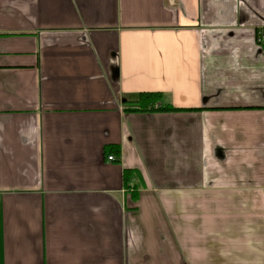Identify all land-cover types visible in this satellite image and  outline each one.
<instances>
[{
    "label": "crops",
    "instance_id": "crops-1",
    "mask_svg": "<svg viewBox=\"0 0 264 264\" xmlns=\"http://www.w3.org/2000/svg\"><path fill=\"white\" fill-rule=\"evenodd\" d=\"M0 264H264V0H0Z\"/></svg>",
    "mask_w": 264,
    "mask_h": 264
},
{
    "label": "trees",
    "instance_id": "trees-1",
    "mask_svg": "<svg viewBox=\"0 0 264 264\" xmlns=\"http://www.w3.org/2000/svg\"><path fill=\"white\" fill-rule=\"evenodd\" d=\"M157 96L154 94H142L136 101V107L126 108V112H153V111H163L167 109L159 108L156 109L154 105L157 102ZM169 111H176L175 109H168ZM127 174V172H126Z\"/></svg>",
    "mask_w": 264,
    "mask_h": 264
},
{
    "label": "built area",
    "instance_id": "built-area-1",
    "mask_svg": "<svg viewBox=\"0 0 264 264\" xmlns=\"http://www.w3.org/2000/svg\"><path fill=\"white\" fill-rule=\"evenodd\" d=\"M109 160H110V161H114V160H115L114 156H110V157H109Z\"/></svg>",
    "mask_w": 264,
    "mask_h": 264
}]
</instances>
